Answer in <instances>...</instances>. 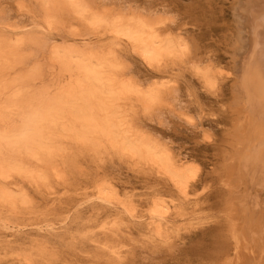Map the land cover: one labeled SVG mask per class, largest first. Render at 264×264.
Returning <instances> with one entry per match:
<instances>
[{"label":"rangeland","instance_id":"rangeland-1","mask_svg":"<svg viewBox=\"0 0 264 264\" xmlns=\"http://www.w3.org/2000/svg\"><path fill=\"white\" fill-rule=\"evenodd\" d=\"M10 1L0 0V10L9 7L3 13L4 16L1 15L5 22L7 21L6 24H10L8 26L4 24L6 27L0 26V45L4 43L12 46L27 38L29 26L32 22L34 23V21H28L26 16H23L22 22L20 19L17 21L19 16L15 12L14 5L22 3H18L20 0L18 2L16 0V4L13 3L15 0ZM26 1L29 3V0H22L24 4ZM123 1L127 3L125 5H128L129 0ZM141 1L143 0H138L137 3L144 4ZM209 1L210 4L193 3L195 6L191 9V17L185 14L186 8L192 4L191 0H165V3L169 4V8L173 10L177 6L176 14L179 20L177 21H184L185 31L192 33L198 39L200 46H203L207 52L208 60L218 70L216 72H218L219 90L217 94L215 93L216 96L207 93L204 86H201L203 84L194 76L192 77L191 73L189 75L184 68H172L168 64L165 67L162 63L149 64L144 59L141 60L142 56L137 54L126 38L116 35L102 24L94 25L92 29H89L90 31H79L78 34L81 36L78 37L80 40H77L82 42L81 39H85L84 41H87L88 45L90 44L89 46L98 50L99 53L113 55L115 58L119 55L117 63L120 62L121 66H118L120 72L117 71V75L125 82H129L134 89L128 96L130 99L123 102L125 104L124 118H126L124 123L127 122L125 124L130 127L127 129L148 137L153 141L152 143L157 142L155 145L162 148L166 144L168 148L171 141L168 149L174 153L176 158L180 157L183 161L188 163L190 161V164L199 167V183L196 184L195 190L189 193L187 199L176 196L164 185L155 181V176L147 169L145 171L143 169L145 166L138 164L134 156L131 157L117 147H112L110 142L104 138L102 142L100 140V147L97 146L99 150L95 149L97 152L94 153L96 147H93L91 151L90 147L89 149L83 148L76 141L58 136L53 146L59 150V153L56 152L59 155L55 153L50 157V164L54 165H49V168L41 166L39 171L35 167L37 165L28 156L12 155L4 150V146H1L0 162H3L5 169L0 165V190L6 193L7 199L5 202L0 201V264H131L130 255L135 253V256L137 257L138 254L139 258V253L146 250L147 247L143 245L145 238H150L151 242H154L148 245L146 252H150L151 249L164 252L168 249V245L165 247L164 244L176 241L175 243L179 246L177 249H181L175 256L177 264H202L199 258L203 256V251L199 248L192 249V247L198 243H202V246L206 248L213 247L215 235L219 234L217 232H220V228L224 225L221 202H224L225 197L220 195V191L216 189L217 185L210 181V173L212 168L218 167L221 161L220 155L222 156V151L226 148L224 130L230 125L226 112L232 103L231 87L234 83L230 71L233 57L230 55V47L227 46L229 35L235 24L233 0ZM28 3L27 5L33 4ZM12 5L14 8H11ZM196 8L199 11L193 10ZM98 11L100 12V9ZM103 12L105 13V10ZM5 13L12 14V17L8 14L5 16ZM3 18L1 21H4ZM26 21L31 24L28 26L29 23ZM11 25H14L16 29L19 27V30L11 31ZM100 26H103L102 30ZM12 28L14 30V27ZM24 32L28 33L24 35ZM43 35L40 36L43 37ZM44 38L46 46L44 47L42 41L41 49L35 47L36 50L39 49L37 51L32 50L34 46L28 49L27 44L22 42L23 45L15 50L6 49V52L10 54L6 56L7 58L5 55L0 57L4 60L0 62V116L3 120H0L2 122L0 133L11 129L12 123V128L19 125L20 112L24 109L21 107L22 111L19 107L18 94L22 100L31 96L39 99L41 95L42 97L43 95L53 97L69 82L68 74L60 68L58 63L50 62L52 60L48 55L53 47L52 43L60 45L61 39L55 34L51 36L46 34ZM11 55L16 56L12 59ZM35 66H40L37 68L39 72L36 71ZM60 72H63L62 75ZM119 73L127 74L119 75ZM181 73L183 74L179 77ZM27 74L31 75L30 80ZM172 87L177 90L178 97L174 103L171 101L173 98L165 97L167 99L165 105H167L164 108L168 110L173 107V110L175 109L172 113V120L177 124L174 128L164 116L163 109L154 106L151 111L154 109L156 111L150 113L149 109L143 112L145 110L142 109L143 105L136 101L137 92L143 94L156 88L162 92L164 90L165 94L170 89L172 90ZM184 97L186 101H190L189 104L187 102L189 107L185 104ZM177 102L178 104L183 102L182 105L187 106L188 110L183 106V112H180L181 108ZM178 120L182 125H179ZM203 130L209 131L208 139L204 137ZM24 159L30 162L26 163ZM26 169L38 172L43 175V179L34 175L33 179L28 181L23 175ZM97 185L107 188L108 193L103 196L105 198L99 197L95 192ZM154 198L163 200L167 207L160 221L161 229H163L161 236H153L155 233L149 234L146 227L148 223L146 204ZM164 232L171 234L170 239L167 238L169 234L166 235ZM161 238L165 239L166 243ZM138 248L141 249L140 252ZM141 255L144 257L143 254ZM142 256L136 259L135 263L142 264ZM117 260L119 263H116Z\"/></svg>","mask_w":264,"mask_h":264},{"label":"bare ground","instance_id":"bare-ground-1","mask_svg":"<svg viewBox=\"0 0 264 264\" xmlns=\"http://www.w3.org/2000/svg\"><path fill=\"white\" fill-rule=\"evenodd\" d=\"M32 1L29 0V3H33L32 5H27V1L24 4L22 0L19 2L17 0L18 3L22 4H16V0L13 2L16 6L14 5V8L12 5L11 8L13 7L17 16H19L17 21L26 16L28 21H34V23L31 24L26 21L29 23L28 26L31 24L29 34H26L28 35L27 38L12 46L2 43L0 45V57L5 55V58H7L6 56L10 54L6 52V49H9V51L15 50L23 45L22 42L27 44L28 49H31V46H34L32 50L35 47L41 49L46 40L44 35L51 36V34H55L61 39V43H59L60 45L52 43L53 47L48 52L52 60L50 62L59 64L60 68L68 74L67 80L69 82H65L66 86L53 97H44V95L42 97L40 94L39 99H34L31 96L22 100L20 94H18L19 107L20 109L22 107L24 111L21 109L23 112H20L18 126L12 128V123L10 125L11 129L0 133V147L4 146V150L12 155L24 154L28 156L37 165L35 167L39 171L41 166L42 168H49V165L53 164H50L51 155L56 152L59 153V150L53 146L58 136L76 141L83 148L87 147L89 149L88 147H90L91 151L93 147H96L94 150L98 151L100 140L102 142L104 138L107 142H110L112 147H117L131 157L134 156L138 161L137 163L144 165L146 168L143 169L150 171L159 184L164 185L176 196L187 199L189 193L195 190L196 184L199 183V167L190 164V161L189 163L183 161L180 157L176 158L171 150L170 153L168 148L171 146V141L168 148H166L168 144L162 148L155 145L157 142L152 143L153 141L148 137L127 129L129 125L125 124L127 122L124 123V119H126L124 118V103L130 99L128 96L133 88L129 82H125L117 75V71L120 70L118 66H121L120 62V64L117 63L119 55L117 54V59L113 55L99 53L98 50L90 47V44L88 45V42L86 41V43L83 38L81 39L82 42L77 41L80 40L78 37L81 36L78 33L90 31L89 29H92L94 25L102 24L116 35L126 38L137 51V54L139 53L142 56L141 60L144 59L149 64L162 63L165 67L168 64L172 68H184L188 71V74L191 73L192 77L194 76L203 84L201 86H204L207 93L215 95L219 90L218 72H216L218 70L208 60L207 52H205L203 46H200L198 39L192 33L185 31L184 21L181 22L180 20L178 22L177 6L174 10L173 8L170 9V5L165 3V0L141 1L144 4H138V0H129L130 4L128 3V5H125L127 3L124 1L123 3L122 0ZM191 2L192 4L185 11L188 16L192 14L191 9L195 6L194 4L200 2L210 4L209 0H191ZM98 4L101 7L99 8L100 12L97 8L99 7ZM233 7L235 24L227 44L230 47V55L233 57L230 71L234 78L231 87L232 103L228 107V112H226L230 125L224 130L226 148L222 151V156L220 155L221 161L218 167L212 168L210 173V181L217 185L216 189L220 191L222 197H225L224 202H221L224 225L220 228V232H217L220 235H215L213 247L206 248L202 246V243L194 244V247H192V249L199 248L203 251V256L199 258L202 264H264V0H233ZM197 8L193 10H197ZM7 9L9 7L3 9L4 11L0 10L2 18ZM101 9L105 10V13ZM7 14L5 16L10 15ZM11 17L8 18L12 20ZM201 18L204 17L201 16ZM4 22L5 19L0 22V26L7 25V21ZM12 22L14 23V21ZM190 23L194 22L190 21ZM12 27H14V30ZM12 27V30L9 28L11 31L19 30V27L17 29L14 25ZM102 27L100 26L101 30ZM2 30L4 29L2 28ZM28 32H24V35ZM58 32L60 33L58 34ZM40 35H43V37ZM46 44H44V47ZM11 57L14 58L13 55ZM8 58L10 57L8 56ZM0 60H2L0 62H4L3 59L0 58ZM47 61L49 62V58H47ZM39 67H36V69ZM165 67L164 69H167ZM31 68L33 67L31 66ZM35 74L37 75V72ZM125 74L127 73L123 75ZM220 76L222 77L221 73ZM29 77L31 78V75L28 76L30 80ZM25 78L27 79L26 76ZM168 87L170 88L169 85ZM174 87H172V90L168 88L169 92L165 94L164 90L162 92L156 88H152L143 94L137 92L136 99L138 103L140 102L139 104L145 107L143 108L141 105L142 109H145L143 112L149 111V109L150 113L156 111V109L151 111L154 106L163 109L161 111L164 112V116L173 125V128L177 124L172 120V113L175 109L173 110V107L169 104L170 109L167 110L164 107L167 105H165V102L168 97L173 98L171 100L173 103L177 99L178 94ZM166 88L165 90H167ZM189 96L188 98L191 100ZM189 100L186 101L185 99L186 103H184L187 104L188 102L189 104ZM180 103L183 104V102ZM182 104H178L181 108V110L179 108L180 112H183L182 108L185 106ZM155 114L157 115L156 112ZM0 120H2L1 116ZM178 121L180 122L178 124L182 125L181 121ZM0 123L2 122L0 121ZM208 132V130H203L206 139L209 138ZM96 150L94 153L97 152ZM1 153L2 149L0 148ZM21 158L23 159V157ZM0 165L5 169L3 162H0ZM23 175L28 181H31L34 175L43 179V175L34 170L26 169L23 171ZM95 192L99 197L105 198L103 196L108 193V190L103 185H97ZM6 199V193L1 191L0 201L5 202ZM154 199L146 204L148 216L146 227L149 234L155 233L153 236H161L163 232L161 230L163 229H161L160 221L167 207L163 200ZM170 235L167 238L170 239ZM144 241L143 245L147 248L149 244L154 243L151 242L150 238H145ZM175 242H168L169 244H167L165 240L166 244L164 245L165 247L168 245V249L164 252H158L156 249V251L151 249L150 252H146V248L144 252H141L144 257L139 253V258L143 257L142 264H177L175 256L181 249H177L178 245ZM139 250L141 251L138 248ZM205 250L206 255L204 256ZM138 251L135 250L136 253ZM130 258L129 262L131 264L133 262L139 264L135 263L136 259H139L138 254L136 257L133 253ZM116 263H119V260Z\"/></svg>","mask_w":264,"mask_h":264}]
</instances>
